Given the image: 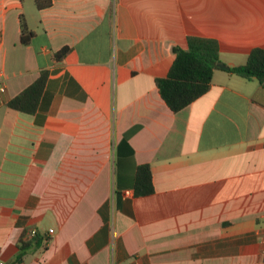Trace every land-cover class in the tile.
<instances>
[{"label": "crops", "instance_id": "crops-1", "mask_svg": "<svg viewBox=\"0 0 264 264\" xmlns=\"http://www.w3.org/2000/svg\"><path fill=\"white\" fill-rule=\"evenodd\" d=\"M190 36L242 65L264 0H0L2 264H264V86L219 68L171 111L155 80ZM43 70L36 110L7 107Z\"/></svg>", "mask_w": 264, "mask_h": 264}, {"label": "trees", "instance_id": "trees-1", "mask_svg": "<svg viewBox=\"0 0 264 264\" xmlns=\"http://www.w3.org/2000/svg\"><path fill=\"white\" fill-rule=\"evenodd\" d=\"M38 9L51 5V0H34ZM34 32L21 24L20 41L28 44ZM70 48L62 47L54 53V58L62 59L67 55ZM174 60L165 77L155 80L158 92L173 112H177L199 96L203 95L210 87L213 73L219 69V45L212 38L190 36L187 38V47H173ZM224 69V68H220ZM229 72L245 80H257L264 86V47H254L250 50L244 64L228 67ZM47 71L40 72L38 78L22 90L19 94L6 102V106L33 113L38 105L39 98L45 87ZM153 193L151 170L148 164H140L134 174V194L146 196ZM30 243L19 244V252L12 264H18L23 257V252Z\"/></svg>", "mask_w": 264, "mask_h": 264}, {"label": "built area", "instance_id": "built-area-1", "mask_svg": "<svg viewBox=\"0 0 264 264\" xmlns=\"http://www.w3.org/2000/svg\"><path fill=\"white\" fill-rule=\"evenodd\" d=\"M0 90L2 91L3 88L1 87ZM35 233H36V231L33 229V230H31V231L29 232V235H30V236H34ZM0 264H2V263L0 262Z\"/></svg>", "mask_w": 264, "mask_h": 264}, {"label": "water", "instance_id": "water-1", "mask_svg": "<svg viewBox=\"0 0 264 264\" xmlns=\"http://www.w3.org/2000/svg\"><path fill=\"white\" fill-rule=\"evenodd\" d=\"M218 67L219 68H224V69H227L228 68L225 64H222V63H219L218 64Z\"/></svg>", "mask_w": 264, "mask_h": 264}]
</instances>
